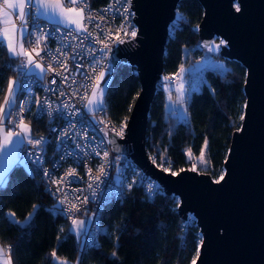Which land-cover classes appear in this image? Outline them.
I'll use <instances>...</instances> for the list:
<instances>
[{
    "label": "trees",
    "instance_id": "trees-1",
    "mask_svg": "<svg viewBox=\"0 0 264 264\" xmlns=\"http://www.w3.org/2000/svg\"><path fill=\"white\" fill-rule=\"evenodd\" d=\"M89 1L100 6L108 0ZM177 12L184 19L170 27L163 77L149 114L147 150L157 164L167 167L170 160V172L179 171L192 168L189 150L192 158H198L207 138V166L205 170L196 169L215 180L224 171L233 133L242 124L239 116L246 102V69L237 61L221 57L226 64L224 73L215 69L205 71L204 84L192 92L186 103L187 119L168 111L164 77H174L181 65L202 57L198 34L204 14L201 3L182 0ZM9 63L6 49H0V104L8 78H16ZM139 92L140 79L135 67L121 63L112 69L105 106L114 123L129 118ZM29 123L33 133H38L39 123L33 120ZM33 205L40 207L30 228L21 229L10 223L6 213L15 212L16 219L23 222ZM54 206L55 200L39 172L29 174L23 168L14 171L9 187L0 191V244L6 249L12 246L13 264H53L50 258L53 250L71 264L77 260L80 264H191L201 235L196 221H184L180 217L177 197L158 193L148 200L143 189L135 186L126 198L103 208L96 244L80 253V239L70 230L72 223L61 214H53ZM114 250L117 257L111 255Z\"/></svg>",
    "mask_w": 264,
    "mask_h": 264
},
{
    "label": "snow or ice",
    "instance_id": "snow-or-ice-1",
    "mask_svg": "<svg viewBox=\"0 0 264 264\" xmlns=\"http://www.w3.org/2000/svg\"><path fill=\"white\" fill-rule=\"evenodd\" d=\"M121 5V8H117L116 5ZM232 7L236 13L242 12L240 0H233ZM132 9V0H113L106 8L99 11H93L90 8L89 0H0V49H6V53L9 57V68L14 69L19 78H8V86L6 94L4 96L3 103L0 104V191H4L9 187L11 183L12 175L14 171L23 168L29 174L42 171L43 176L48 182L55 185V192L52 188L48 191L52 195L62 192L61 185L67 186L72 183L70 178L77 177V170L75 168H68L64 175L60 178H54L53 175L45 169H41L39 166L43 163V156L38 155L33 149H36L39 153L45 151V147L49 138L43 135H39V138H34L33 131L30 123L25 122V113L30 112L31 106H35L37 111L31 113L40 118L47 116L52 118L55 114L56 117L66 121V127L63 129L52 128L51 132L57 136L58 144L63 148L66 141L63 139L67 137L72 140L76 145L77 152L64 151L61 155V159L65 155H71L73 159L80 156L83 159H87L89 151L92 155L101 156L104 160H108L110 152L104 150L101 153V147L105 144H116L114 138H108L109 132L114 134V137L123 139L126 136V130L128 129V117H125L121 121L119 128L109 126L104 119L97 121H91L85 124V120L88 113L95 115L97 112L106 113L105 94L107 91V82L105 77L108 74L109 69L103 67V59L97 57V51L103 56H108L112 52V47L109 41L116 44L125 43V38L130 37L135 40L138 35V30L131 25V17L135 16V12ZM9 10H14L15 17L18 18L19 24L16 23L10 14ZM109 12L117 13L123 17L122 23L117 25L115 31L107 27L105 22L107 21V14ZM115 19V15H113ZM183 16L177 12V20L174 21V25L182 21ZM110 23V22H109ZM102 25H105L102 27ZM10 26V27H9ZM89 26H93L96 31L95 37H93L92 31ZM123 33L122 38L120 34ZM52 39L56 42L57 47L53 50L48 45V40ZM85 41H89L85 44ZM95 43L103 44V48L97 50ZM25 44L28 47H25ZM228 41L221 39L219 44L214 41L203 45L209 52H218L221 46L226 47ZM43 53V55H41ZM86 57H91L90 63L87 66V71H82L85 65L82 61ZM47 59L48 63L45 66L44 60ZM54 64L58 66L62 71H57ZM38 70V71H37ZM218 73H224L223 65H217L215 69ZM193 71L200 72L199 68H195ZM89 72L95 73V76H90ZM55 73L60 78L61 83L68 86V91L60 90L58 95L60 97H68L61 104L53 106L51 101L44 97L43 100L35 98L33 96V87L39 86L44 88L43 81L47 75ZM191 72L183 65L180 66L179 72L174 74L175 78L181 81L180 87L177 89L178 96L175 101L172 100L169 95V102L171 105L185 104V94L183 90L184 76ZM248 73H246V76ZM77 76H83L85 83H79ZM174 77H164V80H170ZM56 79H52L50 84H56ZM102 83L104 86L102 87ZM249 83L248 79H245V85ZM73 85H78L73 87ZM84 89V93L80 95V89ZM89 89L91 90L89 93ZM44 91L57 92L56 89L44 88ZM213 93L215 92L212 89ZM70 93V94H69ZM24 96L23 100L17 103L18 97ZM79 95L81 102L87 109V112L83 115L80 110L76 108L75 104L69 103V101ZM244 111L240 114L239 120L246 121L248 111L250 109V103L245 102L243 104ZM186 112L187 109L185 108ZM79 117V119H77ZM7 121V125L5 124ZM96 123L104 124L107 131H104V136L101 138L100 144H95L96 137H91V142L94 147L88 145V127H94ZM77 124L80 125V130H77ZM11 125V127H8ZM245 124H241L237 128L238 133L245 131ZM101 131V129H97ZM77 138L85 141V146L81 147ZM30 146V147H29ZM208 149L207 138L201 148L198 162L207 166V160L205 159V153ZM117 153L120 152L119 146L114 149ZM166 151V150H165ZM122 157L120 155L115 156L111 161H108V168H115L117 176L114 181L109 182L108 195L106 196V202L115 197L119 199L123 196L125 190H131L136 181L128 182V178L120 169L119 161ZM189 159H192L189 150ZM161 160H164V156H161ZM29 162L37 167L29 168ZM152 163L156 167L161 168L164 172L171 170V161H168V166L164 167L163 163L157 164L156 158H152ZM192 171H196V165L194 164ZM87 175L89 183L88 189L91 190L93 199L96 197V190L100 187L101 183L105 182L108 176L107 168L104 163L97 166L96 171L98 175L93 174L91 167L87 168ZM184 169L179 171H171L172 176H179ZM134 175H138V172H134ZM227 176V170L220 173L219 177L214 180V183L219 185L222 181H225ZM82 179V177H78ZM141 186L145 188L149 198L157 194L156 189L158 186L153 182L147 181L145 178L140 179ZM76 192H81L82 189H75ZM58 205L52 209L53 214H66L72 213L73 217L76 212H81L82 209L77 206L75 202L69 203L67 209H62V205L68 203L67 194L63 193V198L58 197ZM81 197H75L76 201H79ZM89 198L83 197V203L87 204ZM39 205H33V210L27 214L24 221L21 222L16 219L15 212H8L6 216L9 217V221L13 225H19L21 229L30 228L34 223V217L39 209ZM86 214V212H85ZM96 214L93 213V216ZM91 224L89 220L87 222ZM72 225L74 231L78 235L89 236V246L95 244V239L91 233L86 229V221L82 219L73 218ZM63 231V229H61ZM100 231L99 228L96 229ZM220 234H223V229H220ZM119 238L117 237V240ZM204 236L200 235L197 241L196 253L191 261V264H197V260L200 258V249L204 246ZM12 246L9 245L7 249L0 247V264H13L11 259ZM111 255L117 257V252L114 250ZM50 258L53 264H68L66 259H62L57 256L55 250L50 253ZM75 264H80L77 260Z\"/></svg>",
    "mask_w": 264,
    "mask_h": 264
},
{
    "label": "water",
    "instance_id": "water-1",
    "mask_svg": "<svg viewBox=\"0 0 264 264\" xmlns=\"http://www.w3.org/2000/svg\"><path fill=\"white\" fill-rule=\"evenodd\" d=\"M182 0H132L137 38L119 44L110 53L113 67L127 63L137 69L140 92L128 119L126 136L110 134L119 153L167 195L177 197L178 213L196 220L205 244L197 264H264V0H198L204 10L198 27L203 44L216 38L228 41L221 57L242 64L249 83L244 84L250 109L245 131H235L224 163L225 181L217 185L210 174L184 169L179 176L152 163L146 140L149 114L164 71L170 27ZM116 152V151H115ZM117 153V152H116ZM223 229V234H220Z\"/></svg>",
    "mask_w": 264,
    "mask_h": 264
},
{
    "label": "built area",
    "instance_id": "built-area-1",
    "mask_svg": "<svg viewBox=\"0 0 264 264\" xmlns=\"http://www.w3.org/2000/svg\"><path fill=\"white\" fill-rule=\"evenodd\" d=\"M112 2H113V0H108L103 5L93 6L89 1V4H90L91 10L99 11L101 9L106 8ZM116 7L121 8V5L117 4ZM132 11H134V10H132ZM113 15H115V19H113ZM134 17L130 18L131 25L135 29L138 30V27L133 20ZM122 20H123V17L119 14V12H117V13L109 12L107 14V21L105 22V24L107 27H109L113 31H115L116 26L121 24ZM104 26L105 25H102V27H104ZM89 28H90V31H92V33H93V37H95L96 31H98V30L94 29L93 26H89ZM120 36L122 38H124L123 33H121ZM129 41H133V40L130 37L125 38L126 43ZM47 43L53 50H55V48L57 47L56 42L54 40H52L51 38L48 40ZM88 43H89V41H85V44H88ZM109 43L111 44L112 51H113V48H117L119 46V44L113 43L112 41H109ZM25 47H28V45L25 44ZM103 47H104L103 44L95 43V48L97 50H100ZM41 55H43V53H41ZM96 55H97V57H101L103 59V65L102 66L105 68H108L109 69L108 72L111 73V71L114 67H113V59H112V56L110 55V53L108 56L102 57V54L100 53V51H97ZM90 60H91V57H86L82 61V63L85 65V68L82 69V71H87V66L90 63ZM47 63H48V60L45 59L44 60L45 66L47 65ZM54 67L57 68V71H62V69H60L55 64H54ZM12 70L16 74V79H18L19 74L14 69H12ZM89 75L95 76V73L89 72ZM52 79H56V81H57L56 84H50V81ZM76 79L78 81V84L86 82L83 76H77ZM42 83H43L44 88L56 89L57 92H55V93L50 92V91L46 92V91H44V88H41L39 86H34L33 87V96L35 98H40L41 100H43L44 97H47L51 101L53 106H55L57 104H61L64 100L68 99V97H60L58 95V92L60 90L68 91V86L65 84H62L60 78L57 77L55 75V73H51V74L47 75L46 79ZM77 86L78 85H73V87H77ZM90 91L91 90L89 89V93H90ZM83 93H84V89L81 88L80 89V95H82ZM23 99H24V96L20 95L18 97L17 103H19V101L23 100ZM69 103L75 104L76 108H78L80 110V113L82 115L87 112V109L84 107V104L81 102L79 95L76 97H73L69 101ZM36 111H37L36 107L34 105L31 106L30 112L25 113V117H26L25 122H29L30 120H33V121H37L39 123V129H38L39 132L36 134L33 133L34 138H39V135H43V136L49 138L48 144L46 146H44L45 151L43 153H39L36 149H33V151L36 152L38 155L43 156V163L39 167L41 169L48 170L53 175V177L57 178V179L60 178L61 176H63L65 171L68 168H75L77 170V177L70 178L72 180V183L67 184V186L61 185V188H62L61 193H57L55 196L51 194L55 200V206L58 205V199L57 198L58 197L63 198V193H66L68 203L62 205L61 206L62 209H67L69 206V203L75 202L77 204V206L82 209V211L76 212L74 214V217H73L72 213H66V214H61V215L65 219H67L70 223H72L73 218L83 219L86 221V223L90 220L91 224H88V227L86 229L94 237L95 244H96L98 236L100 234V231L97 232L96 229L97 228L100 229L99 219H100L101 213L103 211V208L108 203H110L112 201L123 200L130 193V190H125L123 196H121L119 199L113 197L108 202H106L105 198L108 195L109 182L114 181L115 177L117 176V173H116L114 167L108 168V161H111L115 156L120 155L122 157L119 161V166H120L121 171L123 173H125V175L127 176L128 182L136 181V183L133 187H135V186L141 187L144 191L145 197L148 200H152L154 198V196L149 198V195L146 193L145 188L141 186V183H140L141 177L145 178L149 182H153L154 185L158 186V188L156 189L157 194L158 193H164L163 187L158 182H156L153 179H151L150 177L146 176L132 162L130 156L128 158L126 153H116L115 151H112L111 150L112 149L111 144H105L100 149L101 153L104 150H108L110 152V156L108 157V160H104L102 155L101 156L92 155L90 151H89V155H88L86 160L81 158L80 156H77L76 159H73V157L71 155H65L64 158L61 159V155H63L64 151H69V152H77L78 151L76 149V145L73 143V141L69 140L67 137L63 138L66 141V143L63 145V148H61V146L58 144L56 134L51 132L52 128H57L58 130L65 128L66 127V121L56 117L55 114L53 115L52 118L44 116L38 120L36 118V116L31 114V113H35ZM77 119H79V117H77ZM101 119H104L109 126L114 125L115 127L119 128L120 124H116L111 120V118L109 117V112H108L107 108H106V113L105 112H97L95 115L88 113L86 120L84 122H85V124H88L91 121H97L98 122ZM5 124L7 125V121H5ZM8 127H11V125H8ZM97 129H101V131H97ZM77 130H80L79 124H77ZM104 131H107L104 124L96 123L94 125V127H88L87 128L88 137H89L88 145L90 147L95 146L91 142V137H93V136L96 137L95 144H97V145L100 144L101 138L104 136ZM110 134H113V133L109 132V136H110ZM77 140L80 143L81 147L85 146L84 140L79 139V138H77ZM101 163L105 164V167L107 168V171H108V176L106 178H104L105 182L101 183L100 187L96 190V197H95V199H93V197L91 195V190H89L87 187V185L89 183V179H88V175H87L86 170H87V168L91 167L93 169V174L98 175L99 173L96 171V169H97V166ZM29 165L32 167H37L36 165H33L31 162H29ZM134 172H138V175H134ZM39 173L41 176V180L44 183L46 189L48 190L49 188H52L53 192H55V185L51 184L50 182H48L46 180V178L42 174V171H39ZM78 177H82V179H80ZM75 189H82V191L76 192ZM77 196L81 197V199L79 201L75 200V197H77ZM84 196H87L89 198V201L87 204L83 203V197ZM85 212H86V214H85ZM93 213H95L96 215L93 216ZM189 220L196 221L194 219V217H192V216H190L187 221H189ZM89 241H90L89 236H83L82 247L80 248L81 253L84 251V249L87 246H89Z\"/></svg>",
    "mask_w": 264,
    "mask_h": 264
},
{
    "label": "rangeland",
    "instance_id": "rangeland-1",
    "mask_svg": "<svg viewBox=\"0 0 264 264\" xmlns=\"http://www.w3.org/2000/svg\"><path fill=\"white\" fill-rule=\"evenodd\" d=\"M220 40H221V38H216L213 41L216 44H219ZM199 45H200V48L202 49V57L198 60H195V61L191 60L190 64L184 65V67L186 69H189L190 72L192 73L191 77L189 76V74H185V76H184V83H183V90H184V94H185V96H184L185 104L184 105H179V104L171 105L169 102V95H171V98L173 101H175L177 99V96H178L177 89L180 87L181 81L175 77L173 79L164 81V87L166 90V96H167V100H168L167 101V109L172 114H176L181 119H187V113L184 111V109L186 108V103L188 102L189 97L192 94V92L194 90H199L201 88V86L204 84V82H205V76H204L205 71L207 69H216L217 65H223L224 71L226 69V64L220 55L222 46L220 47V50L218 52L213 53V52H209L207 48H204L203 47L204 44L201 41H200ZM195 68H199L200 72L193 71ZM109 76H110V72H108V74L105 77V81L107 83L109 80ZM101 86L103 87L104 84L102 83ZM189 160L191 161L192 167L195 164L196 168H198L199 170H205L206 166L204 164H200L198 162V158H192ZM28 166L30 168V165H28ZM189 169H192V168H189ZM196 171H198V170H196ZM85 226L87 228L88 223H86ZM72 228L74 230L73 225H72ZM75 234H76V236H78V234L76 232H75Z\"/></svg>",
    "mask_w": 264,
    "mask_h": 264
},
{
    "label": "crops",
    "instance_id": "crops-1",
    "mask_svg": "<svg viewBox=\"0 0 264 264\" xmlns=\"http://www.w3.org/2000/svg\"><path fill=\"white\" fill-rule=\"evenodd\" d=\"M9 14L14 18V19H16V23L17 24H19V20H18V18H16L15 17V12H14V10H9ZM10 27V26H9ZM38 71V70H37ZM168 101V100H167ZM26 123H29V122H26ZM70 230H71V232H73L74 234H75V232H74V230H73V228H72V225H71V227H70ZM76 235V234H75ZM78 239H80V248L82 247V242H83V235H78V236H76ZM0 247H3L1 244H0ZM5 248V247H4ZM6 249V248H5ZM81 253V252H80ZM68 264H71L69 261H68Z\"/></svg>",
    "mask_w": 264,
    "mask_h": 264
}]
</instances>
